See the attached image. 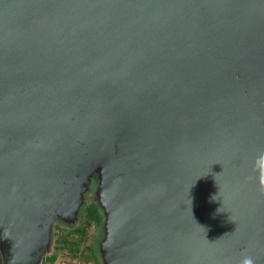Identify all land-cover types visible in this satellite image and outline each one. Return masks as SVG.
<instances>
[{"label": "water", "instance_id": "obj_1", "mask_svg": "<svg viewBox=\"0 0 264 264\" xmlns=\"http://www.w3.org/2000/svg\"><path fill=\"white\" fill-rule=\"evenodd\" d=\"M264 0H0V251L29 264L87 193L102 264H264Z\"/></svg>", "mask_w": 264, "mask_h": 264}, {"label": "rangeland", "instance_id": "obj_2", "mask_svg": "<svg viewBox=\"0 0 264 264\" xmlns=\"http://www.w3.org/2000/svg\"><path fill=\"white\" fill-rule=\"evenodd\" d=\"M96 200V199H95ZM94 191L87 193L86 204L78 220L71 226L64 222H56L53 230L52 245L44 256L57 255L56 260L47 261L46 264H102L98 256L99 243L104 232L103 220L101 224L97 225L94 222H87L86 208L95 203ZM79 225L85 227V232L76 233L75 239L79 242L80 251L75 252L71 248L75 245L65 243L64 237L66 233L78 227ZM95 256V257H94Z\"/></svg>", "mask_w": 264, "mask_h": 264}, {"label": "trees", "instance_id": "obj_3", "mask_svg": "<svg viewBox=\"0 0 264 264\" xmlns=\"http://www.w3.org/2000/svg\"><path fill=\"white\" fill-rule=\"evenodd\" d=\"M86 215H87V222L88 223H95L97 225L101 224L103 218L101 215L100 210L98 209L97 205L95 203H91L87 208H86ZM84 233L85 232V227L79 225L78 227L69 230L65 237H64V242L67 243H71V245H75V248H71L72 250H74L76 253L80 251V245L79 242L75 239V234L76 233ZM95 257V256H94ZM57 255L53 254L49 260L50 261H54L56 260ZM2 263V255H1V251H0V264Z\"/></svg>", "mask_w": 264, "mask_h": 264}, {"label": "flooded vegetation", "instance_id": "obj_4", "mask_svg": "<svg viewBox=\"0 0 264 264\" xmlns=\"http://www.w3.org/2000/svg\"><path fill=\"white\" fill-rule=\"evenodd\" d=\"M40 254H41L40 252H34V255L38 256V257L40 256V258H39V260H31L29 262V264H46L47 261L49 260V258L52 256V255H50V256L46 257V256H41ZM49 262H50V260H49ZM1 264H3V256H2V263Z\"/></svg>", "mask_w": 264, "mask_h": 264}, {"label": "clouds", "instance_id": "obj_5", "mask_svg": "<svg viewBox=\"0 0 264 264\" xmlns=\"http://www.w3.org/2000/svg\"><path fill=\"white\" fill-rule=\"evenodd\" d=\"M261 159H264V153L261 154ZM240 264H255V261L250 255H244Z\"/></svg>", "mask_w": 264, "mask_h": 264}]
</instances>
